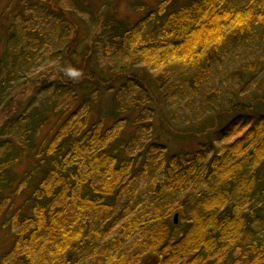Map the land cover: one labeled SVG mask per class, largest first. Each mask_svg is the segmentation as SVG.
<instances>
[{
	"label": "trees",
	"instance_id": "16d2710c",
	"mask_svg": "<svg viewBox=\"0 0 264 264\" xmlns=\"http://www.w3.org/2000/svg\"><path fill=\"white\" fill-rule=\"evenodd\" d=\"M33 1L31 17L11 25L0 58V112L15 96L22 100L0 125V216L25 188L31 204L6 223L16 237L7 258L264 264V111L237 116L240 103L217 109L198 149L172 154L143 140L156 110L133 72L155 73L166 103L176 93L190 111L195 102L201 115L213 111L220 88H206L217 67L264 41V0H162L132 27L119 23L113 9L92 36L71 16V5ZM252 66L238 73L251 75L264 94L263 72ZM101 92L112 107L94 123L90 113ZM131 113L139 115L137 128L122 141L127 118L120 117ZM221 116L232 119L211 133ZM163 119L169 135L183 140L188 131Z\"/></svg>",
	"mask_w": 264,
	"mask_h": 264
},
{
	"label": "rangeland",
	"instance_id": "374dc122",
	"mask_svg": "<svg viewBox=\"0 0 264 264\" xmlns=\"http://www.w3.org/2000/svg\"><path fill=\"white\" fill-rule=\"evenodd\" d=\"M33 0H0V58L5 53L6 41L11 32V25L20 26L22 18L28 19L32 15L34 8L30 7V3ZM35 1V0H34ZM33 1V2H34ZM37 1V0H36ZM45 3L46 0H40ZM53 1V2H52ZM48 0L52 2L57 7L66 8L71 5L70 12L71 16L77 22L84 27L83 31L86 36H92L95 31L100 33L102 31V24L104 19L115 10L116 19L119 23L124 24L126 27H132L141 18L145 17L149 10H156L158 8L159 2L162 0H108L109 4L106 8L100 10L99 8L105 4V0ZM179 5H184L191 0H175ZM242 2L246 0H241ZM48 5V3H47ZM52 9L53 7L50 6ZM102 11V12H100ZM96 21H98L96 23ZM22 24V22H21ZM228 60V59H227ZM257 64L261 68V76L264 78V41L257 39L251 46H245L243 49H239L238 52L231 57L221 70L216 69L214 80H212L209 86L206 88L207 91L212 90L215 86L220 88L219 93H213L218 96V100L214 101L215 107H212L210 101V110H214L204 114H200V104L195 102L192 106L191 111L189 110V105L187 104L186 98H181L176 93L170 95V100L167 101L161 97L162 93L159 91V84L156 83L154 75L155 73H150L144 69H135L133 72L135 74L136 81L134 82L140 88L145 90L147 97H151L152 104L150 107L156 110V113L149 115L152 124L150 129L145 132L147 136L143 140L150 142H155L156 145H164L167 147L172 154H178L180 150L185 152H195L198 148L197 145L200 142L205 141L208 135H203L201 131L204 129L207 123H210L212 117L216 114L217 109L220 111H227V109L234 107L237 103H240L237 107L238 113L241 116L253 115L255 113L260 114L264 111V94L258 90L256 87L257 81L251 79V75H246L238 73L239 71H249L252 65ZM244 71V72H245ZM238 73V74H237ZM240 76V77H237ZM59 77L58 73H54L52 78ZM264 84V83H263ZM264 86V85H263ZM152 88V90H151ZM32 91V87H27L25 97L29 96ZM211 92V91H210ZM234 92L235 99L230 100ZM111 96H106L104 92L97 97V101L93 104L92 112L90 117L92 122H98L99 118L104 116V114L112 107ZM150 98V100H151ZM216 99V98H215ZM260 99V100H258ZM259 102H258V101ZM24 101V100H23ZM213 101V100H212ZM20 102H22L20 96H15L11 104L5 105L0 112V125L21 109ZM205 103V102H204ZM203 103V104H204ZM20 107H19V106ZM225 105V106H223ZM204 107V106H202ZM226 107V108H225ZM256 111V112H255ZM236 112V111H235ZM255 112V113H254ZM161 113V114H160ZM203 113V112H202ZM138 113H131L129 115H122L120 118H127L124 123V131L122 132V141H126L132 136L133 132L137 128V123H135L136 118H138ZM107 117V116H106ZM214 116L213 118H215ZM161 118L170 125V127L177 131H188L187 135L182 136L183 140L177 141L173 136L169 135V131L165 130V125L162 124ZM222 121L220 125L216 127V130L211 131V133L220 130L222 127L227 125L228 117L225 121V117L221 116ZM107 125H113L114 121L106 118ZM211 124V123H210ZM51 126L46 128L44 134L49 132ZM214 134V133H213ZM138 151V150H137ZM135 152L134 154H136ZM138 158L137 155H133ZM139 160V158H138ZM142 161V159L140 160ZM29 163L23 165V169L28 168ZM22 181H19L20 183ZM142 185L139 189H142ZM30 189L25 188L24 191L13 197V202L9 203L3 214L0 216V264H24L20 259L15 257L7 258V253L12 249V245L16 241V237L13 236V232L9 229L8 222L14 217L17 210L21 209L22 212L28 213L30 210V205H26V201L29 198ZM176 215V214H175ZM175 215L173 219H175ZM180 218L178 219V222ZM7 223V224H6ZM175 223V222H174ZM156 257L149 258V261L155 262ZM30 264H41L39 257H33V262ZM78 264H96L92 261L91 255L86 258L83 257L79 260Z\"/></svg>",
	"mask_w": 264,
	"mask_h": 264
},
{
	"label": "water",
	"instance_id": "95a60500",
	"mask_svg": "<svg viewBox=\"0 0 264 264\" xmlns=\"http://www.w3.org/2000/svg\"><path fill=\"white\" fill-rule=\"evenodd\" d=\"M178 219H179V214H176L174 219L175 224H178Z\"/></svg>",
	"mask_w": 264,
	"mask_h": 264
}]
</instances>
